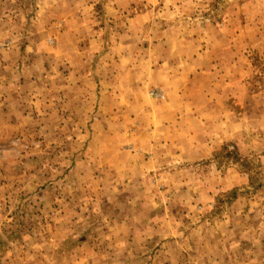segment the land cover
<instances>
[{
    "label": "rangeland",
    "instance_id": "rangeland-1",
    "mask_svg": "<svg viewBox=\"0 0 264 264\" xmlns=\"http://www.w3.org/2000/svg\"><path fill=\"white\" fill-rule=\"evenodd\" d=\"M1 6L19 33L49 31L27 41L32 47L82 68L90 119L80 153L93 137L85 131L104 114L110 134L96 135L95 145L110 144V151L94 154L110 164L117 157L130 171L127 188L121 179L117 188L103 178L76 183L72 131L60 147H42L39 136L28 149L10 144L12 156H28L40 171L44 162L56 166L51 184L40 182L31 202L10 209L21 214L9 216L10 228L2 230L7 256L28 242L21 239L26 222L46 223L74 199L83 212L78 233H94L110 222L107 206L116 199L109 194L116 190L148 194L159 209L157 223L177 237L208 227L215 239L227 226V235L243 239V255L257 243L253 259L264 258V0H0Z\"/></svg>",
    "mask_w": 264,
    "mask_h": 264
},
{
    "label": "crops",
    "instance_id": "crops-1",
    "mask_svg": "<svg viewBox=\"0 0 264 264\" xmlns=\"http://www.w3.org/2000/svg\"><path fill=\"white\" fill-rule=\"evenodd\" d=\"M2 6L0 7V237L3 229L10 228L8 223L14 218L12 216L21 214L11 213L10 209L13 210L14 204L31 202L34 199L32 193L36 191L40 182L45 185L51 184L49 183L53 175L51 171L55 164L44 162L40 171L41 166L32 159L28 160V156L10 154L12 150L24 145L28 149L37 136L42 137V147L50 149L58 141L60 147L63 143L61 136L64 133L68 134L72 131L77 135L72 150L77 155L70 172L76 183L81 182L83 176L92 182L103 178L107 183H114L117 188L118 179H121L120 183L127 188L129 185H125V182H128L126 175L130 172L124 170L125 162L121 159L113 158L110 164L111 160L105 163L103 160H98L100 157L94 154L99 150L110 151V144L98 148L95 145L96 135L110 134L109 121L101 119L104 114L93 119L94 123L100 119L104 122L103 125L93 123L90 130L85 131L86 134L90 132L93 137L87 143L86 155L80 153L83 149V145L80 147V139L84 134L83 128H86L84 121L90 119L84 112V104L88 101L82 94V81H84L82 68L71 62H64L62 58L60 62V56H54L45 46L32 47L28 43L29 40L35 36L43 38L39 33L49 31L26 29L19 33L18 29L13 27L12 20H15V17L12 12L3 10ZM8 17L11 18L10 23L7 22ZM26 28H28L27 24ZM22 38L26 39V44L19 47L14 40ZM10 144L14 145L12 150ZM71 146L72 144H68L70 149ZM87 151L92 152L91 158H88ZM152 166L155 167L154 163ZM59 168L60 166L57 169ZM110 195H115L116 202L111 200L112 202L107 206L110 216L107 225L99 227V224L91 228L95 232L91 231L86 237L79 234L78 223L82 220L83 212L80 203L75 199L71 200L61 205L53 214L55 217L50 218L46 223H40L36 227L26 222V230L21 239L24 243L25 239H28V242L22 246L18 244L14 258L6 255L9 250L5 249L0 238V248H4V250L0 249V264H12L17 260L19 262L25 260L29 264H263L264 258L258 256L253 259L254 253L259 251L258 244H254L256 248L254 253L249 254L248 249V254L243 255L245 252L243 251L242 254L240 251L243 239L237 235L235 237L231 234L227 235V226L221 227L222 235H217L215 239H211L209 234L210 231H215V228L208 227H202L203 234L197 236L194 235L193 230L192 234L186 235L185 238L177 237L178 232L173 234L171 226H166L162 222L157 223L156 212L159 209L156 211L152 208L155 205L150 206V202L147 201L148 194L135 196L116 194L114 190L109 197ZM74 196L75 194L72 197ZM133 198L137 199L135 202L138 204L137 207L132 205ZM25 247L24 251L20 250ZM151 249L154 250V254L149 251Z\"/></svg>",
    "mask_w": 264,
    "mask_h": 264
}]
</instances>
